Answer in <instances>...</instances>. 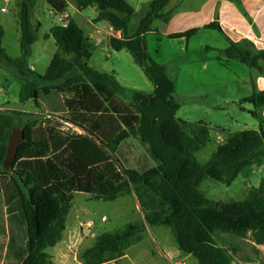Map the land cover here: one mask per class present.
Instances as JSON below:
<instances>
[{
  "label": "trees",
  "instance_id": "1",
  "mask_svg": "<svg viewBox=\"0 0 264 264\" xmlns=\"http://www.w3.org/2000/svg\"><path fill=\"white\" fill-rule=\"evenodd\" d=\"M37 1L17 4L20 56L8 53L0 26V68L12 69L22 80L20 102L44 104L50 115H62L83 132H66L50 122L44 126L30 113L0 111V193L7 192L11 201H18L27 229V251L18 257L19 264H55L48 249L62 239L75 192L113 201L133 189L146 223L171 228L179 250L198 264L232 263L233 253L214 237L218 232L251 234L252 241L264 245V178L242 200L213 201L200 189L207 177L230 185L245 168L264 163V90L255 87L241 100V104H252L248 111L259 128L228 133L211 158L201 163L194 155L211 141V128L203 121L190 123L177 117L175 83L165 66L151 59L144 40L154 20L171 18L168 7L174 0H153L135 32L130 23L137 12L128 0H75L81 10L97 9L95 22L107 21L122 33L121 38H110L111 47L132 52L154 83L153 93L135 91L129 99L114 73L89 65L96 45L72 18L66 25L55 24L46 35L58 47L46 72L31 68V47L40 27L32 18ZM232 1L244 11L241 0ZM46 2L56 14L68 9L66 0ZM204 28L217 30L229 42L225 59H237L264 76V49L246 38L232 40L216 20ZM198 30L169 37L190 38ZM23 115L27 120L17 124L16 118ZM14 127L24 131L25 140L8 165L5 156ZM131 137L146 147L155 166L140 171L121 163L116 151ZM144 232L143 223L103 232L80 253V260L106 264L122 258L129 247L143 240Z\"/></svg>",
  "mask_w": 264,
  "mask_h": 264
},
{
  "label": "rangeland",
  "instance_id": "2",
  "mask_svg": "<svg viewBox=\"0 0 264 264\" xmlns=\"http://www.w3.org/2000/svg\"><path fill=\"white\" fill-rule=\"evenodd\" d=\"M18 1L10 0L8 3H4L3 0H0V26L6 31L3 44L11 56L20 54V42L16 41L14 34L17 24ZM128 1L137 11V15L132 19V24H139L146 12L144 2L149 0ZM69 2L73 4L74 0H69ZM4 6L8 10L7 13L1 12V7ZM68 10L72 13L73 18L86 29L80 21V17L73 11V6H69ZM82 11L86 16L93 17L94 15L92 7ZM32 12L33 23L41 25L39 24L37 32L38 39L31 47L29 62L35 71L44 74L51 58L58 50L54 38L46 37L52 26L55 25L56 17L50 13V6L46 0H38ZM178 41L180 40L163 37L160 44V55H156L155 52L158 48L156 34L147 33V53L154 61L164 62L174 59V70H176V65H181L179 71L170 72L176 87L173 96L179 104L183 103V106L179 107L177 117L190 123L203 121L210 126L211 141L194 155L199 162L205 163L216 150L218 136L223 137L224 134L230 132L258 128V121L248 111L253 107L252 104L246 102L241 104V100L253 92L251 72L254 70L237 59L230 60V64L226 67L221 64L225 58L224 53L221 54V50L225 48L226 42L216 30H206L204 34L193 37L190 40L188 52L182 48ZM200 44H209L214 48L208 52L209 69L207 71L200 69L201 58L197 56ZM108 49L107 42L99 43L88 62L89 65L101 72H110L113 68L116 69L121 84L126 88L128 99L135 91L151 93L152 91H149L144 82L146 74L143 67L138 64L134 65L132 58L127 60L124 56L114 55L108 57ZM110 51L112 52V50ZM9 69L7 88L3 92L6 93V97H3V93L0 92V111L30 113L44 126L50 122L66 132H83L61 119L62 115H50L44 104L38 106L33 100L20 102L19 93L22 80L12 69ZM27 118L25 115L18 116L16 122L22 124ZM116 156L125 167L136 168L140 171L156 165L146 147L132 137L122 142L116 151ZM263 178L264 166L260 168L251 166L246 168L230 185L207 177L201 182L200 189L208 199L213 201L242 200L248 194L243 190V186H250V190L252 187L258 186ZM129 223L145 225L143 240L129 247L126 255L120 260L107 264H198L194 257L188 258L185 257V254H176L178 250L176 238L171 228L151 226L146 223L144 212L133 189L113 201L99 200L92 194L75 192L68 216L71 233L67 238L64 251L70 260L76 257L79 261V254L94 244L99 234L106 231H117ZM214 237L218 244L233 253L234 264L246 260H252L251 264H264V255L263 259L259 260L260 254L251 244V234L240 237L218 232ZM68 243H75L76 255L67 248ZM26 251L27 229L20 204L18 201H11L7 192L6 194L1 192L0 258L5 260V264H17L18 259L16 261L15 253H26Z\"/></svg>",
  "mask_w": 264,
  "mask_h": 264
},
{
  "label": "crops",
  "instance_id": "3",
  "mask_svg": "<svg viewBox=\"0 0 264 264\" xmlns=\"http://www.w3.org/2000/svg\"><path fill=\"white\" fill-rule=\"evenodd\" d=\"M66 1L68 3V7L73 6V11H75V13H77V15L80 17V21H82V23L85 25L86 29L83 28L73 18L72 13L68 9L64 14H56L52 10V8L50 7V13L55 15V17H56V23L55 24L61 25L59 18L64 20L63 24H67L69 22V20L72 18L84 30L85 34L92 39V41L95 43L96 46H98L99 43H101V42H107L108 43V45H109L108 54H107L108 57H110V56L112 57L113 55L114 56H124V58H127V60L132 58L134 65L138 64L136 61V58L132 52H130L126 49L116 51L111 47L110 38L111 37L121 38L122 33L120 31H115L113 29V27L107 21L103 20V21L95 22L94 19L97 16V9L95 7H92L93 8V14H94L93 17H89V16H86L85 13H83V11L81 9H79L75 0H74L73 4H71L69 2V0H66ZM152 1L153 0H149L147 2L146 1L144 2L145 7H146V12H145L144 16L147 14V11L149 9V4ZM175 1L176 2L173 6L168 7L172 11L171 18L167 22L161 21L160 19L154 20V22L152 23V26H151L152 29L149 32H147V33L156 34V41L158 42V48L155 52L156 55H160V44H161L163 37L166 39H170V40H180V41H178L179 44H181L182 48L188 52L190 40L195 36H199L200 34H204V32L206 30H214V29H206V28H204V26L215 21V20L219 22V24L221 25L224 32L232 40L240 41V40L246 38V39L251 40L256 45V47L258 49H264V0H241L244 11L232 0H175ZM8 2L4 1V3H8ZM7 12H8V10L6 12H2V13H7ZM136 15H137V13H136ZM38 24H40V23H38ZM139 24H132V20H131V23H130L131 32H135L137 30ZM194 28H198L199 30L195 35L191 36L190 38H186V37L170 38L169 37L171 34L185 32L187 30L194 29ZM3 30H4V37H5L6 31L4 28H3ZM147 33L144 35L145 45H147L146 44ZM14 34H15L16 41L20 42L21 31H20V26L18 23V17H17V24H16ZM220 35L222 36V38L226 42L225 48L223 50H221V54H223L224 51L229 46V42L226 40V38L222 34H220ZM50 37L51 36H49V38ZM146 49H147V46H146ZM211 49L214 50V48L212 46H210L209 44H200L199 54L197 56H199L201 58V66H200L201 71H207L209 69L208 52ZM110 50H112V52ZM109 52H110V54H109ZM20 54H21V49H20ZM20 54L18 56H20ZM13 57H17V56H13ZM230 60H232V59H225L224 58V61H223V63L221 62V64H223L224 67H226V65L230 64V62H229ZM50 62H51V60H50ZM50 62H49V64H50ZM156 62L165 66L168 76L174 81L170 72L171 71H174V72L179 71L181 68V65L180 64H179V66L176 65V70H174L173 69L174 68L173 67L174 59H170V60L164 61V62H159V61H156ZM49 64H48V66H49ZM106 73H114L116 79L120 82V80L118 78V71L116 69L113 68L112 70H110V72H106ZM144 73H145V71H144ZM251 73H252L251 74V80H252V84H253V90L255 89V87L258 90H264V76L257 75V72L255 70L252 71ZM9 74L10 73L8 70H6L4 68H0V92L1 93H3L4 90L7 88V79H8L7 77ZM144 78H145L144 82L147 85L149 91H152L151 93H153L155 90L154 83L149 79L147 74L144 76ZM120 84H121V82H120ZM175 89H176V87H175ZM140 92H143V91H140ZM3 97H6V93H3ZM179 105L181 108L183 106V103L181 102V104H179ZM178 111H179V109H178ZM263 114H264V109H263ZM258 128H259V122H258ZM227 134H224L223 137H220V136L217 137V139H216L217 146L224 141ZM217 146H216V148H217ZM252 166L260 168V167L264 166V163L261 165L254 164ZM249 167H251V166H249ZM248 184L250 185L249 182H248ZM245 185H246V182H245ZM249 188H250V186L249 187L247 185L243 186V190H245L247 193L250 191ZM70 229H71V226H70V224H68V218H67L66 229L63 232L62 239L54 247H51L48 249V252L51 254L52 260L55 264H83V262L80 260V254H79V261H78V258L76 259V257L74 259L70 260L68 258V254H66L64 251L65 247H66L65 244L67 243V238H69L70 233H71ZM251 244L253 245V247L255 248L256 251L258 250L257 252L260 254L259 260L263 259L262 257L264 254H262V253H264V245L256 244L254 241H251ZM92 245L93 244H91V246ZM177 249H178L176 251L177 255H179V253L184 255V253L181 252L178 247H177ZM21 254H22V252L15 253L16 261H17L18 257H20ZM185 257L189 258V257H193V256L190 254H185ZM120 259L121 258H119L117 260H120ZM117 260H114V261H111L108 263H113ZM234 261L235 260L233 259L231 264H234L235 263ZM252 262H253L252 260H246V261H240L239 264L240 263L251 264ZM0 264H5V260L0 258ZM17 264H19V260H18Z\"/></svg>",
  "mask_w": 264,
  "mask_h": 264
},
{
  "label": "water",
  "instance_id": "4",
  "mask_svg": "<svg viewBox=\"0 0 264 264\" xmlns=\"http://www.w3.org/2000/svg\"><path fill=\"white\" fill-rule=\"evenodd\" d=\"M25 134L20 127H14L8 138L7 151L5 156V163L10 165L13 163L14 158L17 155L19 146L24 142Z\"/></svg>",
  "mask_w": 264,
  "mask_h": 264
},
{
  "label": "built area",
  "instance_id": "5",
  "mask_svg": "<svg viewBox=\"0 0 264 264\" xmlns=\"http://www.w3.org/2000/svg\"><path fill=\"white\" fill-rule=\"evenodd\" d=\"M6 2H8L9 0H4ZM7 11V8L6 7H2L1 8V12H6ZM59 21L61 23V25H66V24H63L64 20L59 18ZM67 248L74 254L76 255V246H75V243H68L67 244Z\"/></svg>",
  "mask_w": 264,
  "mask_h": 264
}]
</instances>
